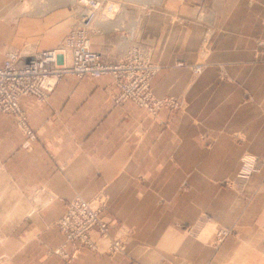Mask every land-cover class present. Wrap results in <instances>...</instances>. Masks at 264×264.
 I'll use <instances>...</instances> for the list:
<instances>
[{
    "label": "crops",
    "instance_id": "0c3cea01",
    "mask_svg": "<svg viewBox=\"0 0 264 264\" xmlns=\"http://www.w3.org/2000/svg\"><path fill=\"white\" fill-rule=\"evenodd\" d=\"M138 1L96 24L91 49L116 61L131 39L149 47L154 95L187 108L154 118L115 104L111 76H64L44 100L20 101L33 139L0 113V264H264V0ZM23 18L15 32L0 24V51L45 30ZM204 26L217 33L193 79L175 64L197 59ZM98 194L124 253L100 254L96 231L97 252L79 248L56 226L67 202Z\"/></svg>",
    "mask_w": 264,
    "mask_h": 264
},
{
    "label": "rangeland",
    "instance_id": "374dc122",
    "mask_svg": "<svg viewBox=\"0 0 264 264\" xmlns=\"http://www.w3.org/2000/svg\"><path fill=\"white\" fill-rule=\"evenodd\" d=\"M97 1L101 3V8L95 11L94 20L86 34V38L89 41V48L93 52H97L91 49V42L92 38L97 32H99L96 28V24L98 22L111 20L118 14L127 11L130 6L134 5L143 10L146 5L143 1L131 2L133 0ZM57 2H59V5ZM85 2L86 0H17L14 3H10L9 6L8 3L5 4L7 7L3 10L2 14H0V24L6 22L14 28L13 32H15L19 21L24 19L23 17L28 18V16H34V19H30L31 25H39L40 28L45 30L42 33H32L26 35L25 37H28V39L26 38L23 46L19 48L13 47L12 45L4 47L0 51L1 63L3 64L10 55L31 57L41 52L40 50L44 51L43 49L47 48H52L48 50L62 51L70 32L75 29H80L82 14L87 11ZM51 11L53 12L50 13ZM216 33L217 31L214 27L204 26L197 59L190 64L179 61L175 64V66L177 68H187L192 74L193 79L198 78L208 66V58L212 53ZM18 37L25 38L23 37V34H18ZM262 45V42L258 43L259 47ZM97 53L100 54V52ZM151 53L152 52L149 47L131 39L126 45L122 55L116 59V61H105L100 54L101 61L103 63L110 65H122V70L117 78L111 74L104 75L113 77V86L118 90V94L113 98V102L115 104H121L126 101H132L137 106L145 110L148 115L154 118H157L160 110L163 109H166L174 114L183 112L187 108V102L182 97L170 95L157 97L154 95L152 81L161 71V67L151 60ZM220 76L222 79H225L222 71ZM121 95L124 96V99H117L118 96ZM164 126H169V123H164ZM72 201H83L94 206V208L98 210L100 221L106 224L107 230L105 236L99 234L96 229L91 230L96 231L100 238L106 239L107 241V246L102 252H100V254L114 256L125 252L128 241L127 234H123L119 238L115 239H109L107 236L109 222L107 221V218L102 215L106 205L105 196L98 194L88 201L76 196L65 205L67 206V204ZM61 218L57 221L56 226L59 232L64 236L65 242L71 244L76 243L79 248H86L92 252H97V248L91 239L90 246H86L79 241H68L59 229V222ZM216 234L220 239L222 236L227 234V231L221 230ZM115 243H120L121 248L117 251L112 247ZM55 253L59 255L60 250H56Z\"/></svg>",
    "mask_w": 264,
    "mask_h": 264
},
{
    "label": "built area",
    "instance_id": "2783aa9c",
    "mask_svg": "<svg viewBox=\"0 0 264 264\" xmlns=\"http://www.w3.org/2000/svg\"><path fill=\"white\" fill-rule=\"evenodd\" d=\"M87 11L82 14L80 29L72 30L62 51L44 50L31 57L10 55L0 66V113L13 115L28 138L34 134L28 127L20 101L34 96L44 100L60 78L75 76L78 78H99L104 75L118 77L122 65H110L101 61V56L89 48L86 34L94 20V13L101 8L97 0H86ZM124 99L118 96L117 99ZM59 229L68 241H79L90 246L89 234L97 230L105 236L106 224L101 222L98 210L83 201L67 204L66 212L59 222ZM119 250L120 243L112 245Z\"/></svg>",
    "mask_w": 264,
    "mask_h": 264
}]
</instances>
